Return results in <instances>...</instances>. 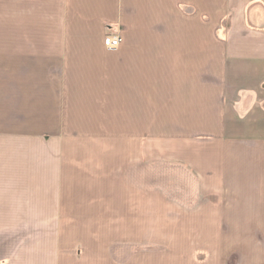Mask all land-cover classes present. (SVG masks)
Listing matches in <instances>:
<instances>
[{
    "label": "crops",
    "instance_id": "crops-1",
    "mask_svg": "<svg viewBox=\"0 0 264 264\" xmlns=\"http://www.w3.org/2000/svg\"><path fill=\"white\" fill-rule=\"evenodd\" d=\"M0 264H264V0H0Z\"/></svg>",
    "mask_w": 264,
    "mask_h": 264
},
{
    "label": "built area",
    "instance_id": "built-area-1",
    "mask_svg": "<svg viewBox=\"0 0 264 264\" xmlns=\"http://www.w3.org/2000/svg\"><path fill=\"white\" fill-rule=\"evenodd\" d=\"M120 38L110 36L105 39V47L109 50H116L120 45Z\"/></svg>",
    "mask_w": 264,
    "mask_h": 264
}]
</instances>
